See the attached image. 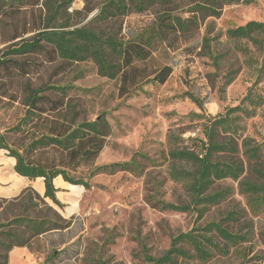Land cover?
Returning <instances> with one entry per match:
<instances>
[{
  "label": "rangeland",
  "instance_id": "1",
  "mask_svg": "<svg viewBox=\"0 0 264 264\" xmlns=\"http://www.w3.org/2000/svg\"><path fill=\"white\" fill-rule=\"evenodd\" d=\"M102 1L91 0L94 9L88 17H72L71 21L85 24L96 14ZM198 1L175 2L166 8L154 6L142 14H130L122 19L121 32L125 38L155 24L164 11L181 18L196 19V26L184 33L170 35L152 55L148 64L150 68L164 65L172 68L166 81L144 84L141 90L130 96L119 97L118 81L98 76L90 61L77 63L55 59L46 62L42 56H31L28 58L34 65L11 78L0 71V132L10 146H20L25 138L27 142L38 131L34 127L35 121L23 127V132L16 130L24 116L21 100L26 85L67 86L65 103L69 104V111H63L70 112L69 117L80 122L103 116L110 126L104 147L92 162L66 168L69 176L90 184L89 189L81 187L78 197L65 187L58 195L62 200L61 208L52 206L29 190H23L17 198H0V242L3 244L0 245V264H44L52 254V264H147L140 254L142 247L152 257H159L168 250L172 236L216 222L232 210L238 211L239 215L228 229L246 236L245 241L237 247L227 248L225 255L213 252L205 263L196 260L179 262L264 264V210L257 215L249 211L246 199L239 192L238 182L226 179L215 183L212 189H227L228 196L219 204L210 206L201 218L192 211H159L147 201L148 194L156 192L157 199L169 203L185 205L190 202L184 187L168 178L170 166H183L168 160V136H180L178 147L197 151L191 139L203 138L205 119L224 115L227 109L239 104L250 108L245 100L247 95L258 96L263 102L255 108L253 117L237 120L241 129L236 144L240 150L243 140L254 144L264 142V63L261 51L251 42H232L225 37L229 28L252 20L264 22V0L222 6L218 17L192 12ZM82 8L83 3L75 1L68 12L81 11ZM204 38L207 39L206 47ZM6 45L8 43L1 45L0 49ZM228 75L232 80L223 87ZM187 95L197 98L202 107L198 108ZM57 97L52 95L51 99ZM49 107L48 101L45 108ZM43 116L55 117L51 112ZM2 152L0 159L4 160L6 151ZM138 154L152 161L141 162L144 167L141 176L122 172L89 176L96 166L125 162L132 157L139 159ZM31 157L51 165H67L65 154L51 147L37 150ZM242 160L245 170L241 179L255 181L250 167ZM7 171L8 168H2L0 162V173ZM73 206L74 210L69 212ZM15 218H60L61 229L32 237V229L12 224ZM7 231L13 236L6 237L4 232ZM45 264L50 263L46 261Z\"/></svg>",
  "mask_w": 264,
  "mask_h": 264
},
{
  "label": "trees",
  "instance_id": "2",
  "mask_svg": "<svg viewBox=\"0 0 264 264\" xmlns=\"http://www.w3.org/2000/svg\"><path fill=\"white\" fill-rule=\"evenodd\" d=\"M75 1H81V11L68 9ZM190 0H103L96 8V14L85 24L74 23L72 17H88L94 9L91 0H0V71L12 77L34 62L28 57L42 56L44 61L55 59L68 62L90 61L98 76L107 80L118 81V96L127 97L141 90L147 83L163 84L172 72L168 65L149 67L153 53L159 45H164L172 34L184 33L190 27L196 26V19L181 18L169 11L158 16L156 23L147 29L123 37L121 21L130 14H142L148 9L159 6L169 7L173 3ZM248 3L246 0H199L192 7V12H199L202 16L218 17L222 6ZM225 37L232 42H251L258 47L264 63V22L248 21L244 25L229 28ZM207 39L204 38V47ZM215 60V57H212ZM250 60H253L252 58ZM229 75L223 87L230 84ZM67 86L47 85L41 87L25 86V96L21 100L24 116L16 126V130L23 132V127L34 123L38 131L20 146H10L0 132V155L6 151L2 168L13 163V171L19 177L29 181L41 179L44 185V199L58 208L62 204L56 198L58 190L54 187V180L58 177L66 184L74 197L81 193V187L89 189L90 184L80 178H72L66 168L92 162L104 147L110 126L103 116L92 121H76L69 117L64 110L69 104L65 103ZM48 92V94H46ZM58 96L52 100L51 96ZM198 108L201 103L197 98L187 95ZM250 108L239 104L229 108L224 115L208 117L202 125L203 138L191 139L195 143V150L180 148L176 144L180 136H168V160L181 166H170L168 178L175 184H181L188 193L190 202L178 205L157 199L154 194H148V204L159 211L179 213L194 212L201 218L210 206L223 201L229 191L227 189H212L215 183L229 179L238 182L240 194L246 199L249 211L257 215L264 210V142L254 144L243 140L240 150L236 144V137L241 129L237 120L254 116L255 108L263 100L260 97L247 95ZM49 101L50 107L45 108ZM51 112L54 118L43 116ZM237 113L236 116H232ZM242 116H241V115ZM49 115V114H48ZM198 119L201 116L190 114ZM243 119V118H242ZM54 148L63 152L67 165L56 166L32 159V154L41 149ZM125 162H116L94 167L89 176L113 175L119 172L135 176L143 174L142 161L151 160L138 154ZM250 167V173L255 181L241 179L245 170L243 160ZM152 162V161H151ZM32 194L37 195L31 189ZM22 192V193H23ZM38 196V195H37ZM19 197V196H18ZM39 197V196H38ZM15 198V197H14ZM17 198V197H16ZM6 199V198H3ZM74 210V206L69 210ZM56 215V213L54 212ZM238 211H229L216 222H209L202 227H196L188 232L179 233L171 237L168 250L159 257H152L145 248H141L142 259L147 264H182L179 261L196 260L199 263L208 262L213 252L227 254V248L237 247L247 239L246 236L236 234L228 229V225L235 222ZM58 220L41 218H15L12 224H22L32 229V237L48 231L61 229ZM6 237L13 236L11 231L4 232ZM0 245H3L0 242ZM20 244L19 246H21ZM10 247H7L9 250ZM55 253V252H54ZM53 254L45 259L52 264ZM44 263V264H45Z\"/></svg>",
  "mask_w": 264,
  "mask_h": 264
},
{
  "label": "crops",
  "instance_id": "3",
  "mask_svg": "<svg viewBox=\"0 0 264 264\" xmlns=\"http://www.w3.org/2000/svg\"><path fill=\"white\" fill-rule=\"evenodd\" d=\"M1 162V159H0ZM13 163H8V171L0 173V198H9L18 196L23 190L31 189L38 196L43 197L44 185L41 179H36L34 181H29L25 178L19 177L13 171ZM63 184L61 177L54 180V187L58 190L56 193V198L60 203L62 200L58 198V195L62 193L63 189H66ZM47 200V199H46ZM48 201V200H47ZM50 203V202H49Z\"/></svg>",
  "mask_w": 264,
  "mask_h": 264
}]
</instances>
